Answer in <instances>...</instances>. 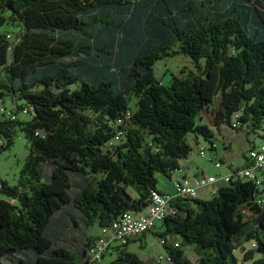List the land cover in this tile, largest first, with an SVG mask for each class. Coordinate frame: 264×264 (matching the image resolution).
<instances>
[{
  "label": "trees",
  "instance_id": "16d2710c",
  "mask_svg": "<svg viewBox=\"0 0 264 264\" xmlns=\"http://www.w3.org/2000/svg\"><path fill=\"white\" fill-rule=\"evenodd\" d=\"M199 1L197 17L192 11L181 24L192 0H0V29L21 27L11 40L0 30V97L8 95L15 110L0 108L31 115L21 123L29 154L18 182L0 180V264H87L102 229L124 212H143L158 190L155 173L171 177L190 154L187 134L214 149L213 131L196 117L218 95L216 125L232 129L237 115L234 130L249 123L247 136L264 132V0ZM175 54L189 56L193 68L164 85L153 63ZM17 121L2 114L0 151ZM260 185L231 178L209 199L176 203L178 212L154 232L194 244L198 259L166 241L168 262L238 264L239 248L250 264H264V225L247 216L262 212L254 201ZM146 232L110 242L102 256L113 248L110 264H144L127 245ZM72 233L83 236L80 244L68 239ZM251 239L263 253L257 259L242 246Z\"/></svg>",
  "mask_w": 264,
  "mask_h": 264
},
{
  "label": "rangeland",
  "instance_id": "374dc122",
  "mask_svg": "<svg viewBox=\"0 0 264 264\" xmlns=\"http://www.w3.org/2000/svg\"><path fill=\"white\" fill-rule=\"evenodd\" d=\"M193 7L190 10L189 8H186V12H181L178 16V21L183 24L186 23L185 21L188 20L193 14L192 11H195L194 16L197 17L199 13V0H192ZM206 8H210V6L213 7L210 3H205ZM263 13L264 10L262 9ZM104 12V10H103ZM197 14V15H196ZM2 31L7 33L8 39H13L19 31H21V27L17 23H5L1 29ZM124 37V33L121 30H118L116 33V38L120 41H122ZM116 47V46H115ZM171 47L175 50L179 47V42H176L171 45ZM64 62H68V60H63ZM153 75L154 77L161 82L164 85H168L171 81V78L173 75L175 76H182L184 72H186L188 69L193 68V63L191 62L189 56L184 54H175L171 56H164L161 58H158L153 63ZM78 87L77 84H72L70 86L71 89H76ZM220 96L218 95L212 103H209L206 107H204V110H202L199 114V116L196 117V121L201 124H206L210 129L213 131V137L211 138L213 142H215L216 150H217V156H219L220 151H222V157L225 162V164L229 165L231 162V165L236 166V164L240 165L243 161V153L250 148L253 144L256 145L255 147H259L260 145H264V132L262 130L256 129L253 132H249V136H247V131L250 129V124L245 123L242 125V127L236 131L229 128L228 124L225 122L220 123L219 125H216L214 123L213 119V109L217 106V103L219 102ZM135 97H131L129 102H135ZM18 105L24 104L22 100H16ZM0 105L11 108L15 110L14 105H12L10 97L8 95H3L0 97ZM15 117L18 120L17 123L15 122L12 126V133H11V142L8 147L2 149L0 151V180H3L7 182L8 185H16L18 182L20 170L22 168V165L27 158L29 154V142L27 141L26 137L24 136V132L21 129V123L28 122L31 120V115L28 113H23L21 110L15 111ZM239 114V113H238ZM0 120H2V114L0 112ZM264 127V119L263 123L261 125ZM198 139L199 145L197 146L196 139ZM186 140L188 144L190 145V154L192 156L191 159L194 157V162H198L201 164H207L211 165L207 160L209 157L214 158V154L212 150H209V142L206 141L203 136L200 134H194L189 133L186 136ZM4 141V139H3ZM223 141L230 142V146L228 148H223ZM200 147L204 148L205 151V158H202L198 154V150ZM189 157V156H188ZM187 157V159H188ZM221 157V158H222ZM187 159H181L179 161L180 166L185 168L188 163ZM218 161V160H217ZM189 162V163H191ZM214 162V161H213ZM241 166V165H240ZM190 170H194L192 167H188ZM192 168V169H191ZM179 174L177 171H173L171 177H167L163 175L162 173L156 172V187L171 191L173 180L177 178ZM216 186V185H215ZM260 194L259 199L262 200L263 204V213L260 215L255 214L248 215V217H251L254 222H259V224L264 225V185L261 184L259 186ZM133 195H136L135 192H133ZM211 194H208V197L210 198ZM0 198H6L3 194L0 193ZM208 198V199H209ZM190 204L194 207V203L190 202ZM157 225V224H156ZM163 228L157 227L153 231L146 232L143 236L140 238L135 239L133 242L129 243L127 245V248L129 251L135 253L143 262L144 264H172L171 262H168L167 258V251L166 248L161 243V240L163 238L166 239V241L170 244L174 242L179 243L180 247L184 251V254L193 262H196L198 259L197 254L194 251V244H181V238L178 235H166L165 237L158 236L156 232L154 231H161ZM98 231V227L94 225V227L90 228V232L94 233ZM141 235V234H140ZM259 237L264 241V229H260ZM83 236L80 233H72L70 236H68V239L73 244H80L82 241ZM142 244V245H140ZM256 240L251 239L248 241H244L242 246L244 250L246 251H252L253 258L257 259L262 256V252H259L257 250ZM234 255L238 259V264H250L251 259L244 260L243 259V252L241 249L237 248L234 250ZM162 257L160 259V263L157 262V259L159 257ZM117 258V252L113 248L107 249L103 256L101 257L99 264H110L113 260ZM16 263V262H15ZM3 264H10L9 262H6L3 260ZM18 264V263H16ZM30 264V263H27Z\"/></svg>",
  "mask_w": 264,
  "mask_h": 264
},
{
  "label": "built area",
  "instance_id": "2783aa9c",
  "mask_svg": "<svg viewBox=\"0 0 264 264\" xmlns=\"http://www.w3.org/2000/svg\"><path fill=\"white\" fill-rule=\"evenodd\" d=\"M0 112L8 120L15 119V115L4 107L0 108ZM22 112L29 114L27 108H23ZM126 117H129L128 113H126ZM237 125V115H235L231 123L232 130H234ZM120 134L121 132L117 131L115 139H118ZM2 145L3 138L0 137V149ZM198 154L200 157L205 156L203 147L199 148ZM246 157V166L233 169L231 172L221 176L220 179L223 180L224 183H227L231 178L240 177L254 181L256 186L260 185L261 180L257 178L256 171L264 167V145L250 148L247 151ZM214 165L219 167L221 162L215 161ZM217 180L218 178L212 175H182L173 180V188L171 191L152 189L149 194V204L145 211L137 214L124 212L111 223L109 228L102 229L101 238L89 249L90 263L88 262L87 264H97L101 259L102 252L110 242L117 241L119 243H125L127 239L153 229L156 224L162 222L165 217L175 215L178 212L176 203L196 198L198 189L213 185ZM254 201L258 205L262 204V200L259 198H255ZM261 213L259 214L260 216ZM258 223L259 222H257L256 225H258ZM164 242H166L165 239L161 240V243ZM172 244L174 246L178 245L176 242ZM160 259L161 257L157 259V262H159Z\"/></svg>",
  "mask_w": 264,
  "mask_h": 264
},
{
  "label": "crops",
  "instance_id": "0c3cea01",
  "mask_svg": "<svg viewBox=\"0 0 264 264\" xmlns=\"http://www.w3.org/2000/svg\"><path fill=\"white\" fill-rule=\"evenodd\" d=\"M11 103H12V101H11ZM195 139H196V143H197V146H198L199 145L198 139L196 137H195ZM223 142H224L223 143V148H228L230 146V142H227V141H223ZM255 146L256 145L253 144L251 147H255ZM250 148H248L243 153V161H242V164H240L241 166L238 165V164H236V166H233V165H231V162H230L229 165L225 164V162L223 160V157H222V154H223L222 151H220L219 156H217L216 145H215V142H214V149L212 150L213 151V154H214V158H212V157L210 158L209 157V159L207 160L209 163H211V165H207L205 163L204 164H201V163H198V162H194V164H192V162L194 161V157H193V159H191L192 156H191V154H189L188 155L189 157L187 156L188 159H187V157L186 158H183L185 160L187 159L188 165L185 168H183L179 164V168L175 170L179 174L177 177H180L182 175H184V176H191V175H212V176L217 177L218 180L213 185H210V186H207V187H202V188L198 189V193H197V197L196 198H198V199H204V200L205 199H208L209 198L208 197V194H211V196H212L213 192L215 191V189H217V187L225 184L223 182V180L220 179L221 176H223V175L231 172V170H233V169H237V168L246 166V164H247V157H246V155H247V151ZM202 158H205V156L202 157ZM217 160L221 162V165L219 167H216L214 165L215 161H217ZM189 162H191V163H189ZM189 166L192 167L194 170H190V168H188ZM256 176L261 181L264 179V167L262 169H258L256 171ZM171 185H172V188H173V184H171ZM157 189L160 190V191H167V190H163V189H160V188H157ZM262 213H263V206H262ZM247 214L250 215L251 213L250 212H247ZM157 225H159V227H162L163 228L161 222H158ZM157 225H156V227H157ZM133 241L134 240H130L129 243H131Z\"/></svg>",
  "mask_w": 264,
  "mask_h": 264
}]
</instances>
